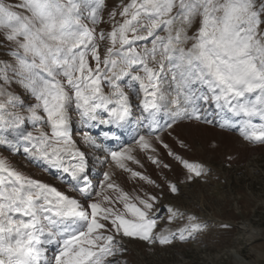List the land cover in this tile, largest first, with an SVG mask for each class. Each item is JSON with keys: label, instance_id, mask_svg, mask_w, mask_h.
<instances>
[{"label": "snow or ice", "instance_id": "1", "mask_svg": "<svg viewBox=\"0 0 264 264\" xmlns=\"http://www.w3.org/2000/svg\"><path fill=\"white\" fill-rule=\"evenodd\" d=\"M104 9V0H0V33L12 57L0 63V147L22 149L29 162L70 179L76 193L0 157V264H119L122 238L164 247L203 231L195 214L171 207L169 222L187 223L156 231L157 205L178 196V184L133 171L126 163H140L133 147L106 149L89 127L112 134L135 123V148L162 170L171 167L157 158L158 147L166 149L186 170L184 183L207 170L173 152L161 133L186 120L211 123L212 106L220 127L238 117L243 138L264 144V123H253L264 122V0H118L107 20ZM13 84L35 103L24 108ZM87 150L159 191L130 195L107 171L90 183Z\"/></svg>", "mask_w": 264, "mask_h": 264}, {"label": "rangeland", "instance_id": "2", "mask_svg": "<svg viewBox=\"0 0 264 264\" xmlns=\"http://www.w3.org/2000/svg\"><path fill=\"white\" fill-rule=\"evenodd\" d=\"M4 2L15 3L16 0ZM104 3V19L107 20L108 10L118 0H104ZM103 27L105 31L110 30V25ZM10 48L11 45L0 33V63L12 62ZM9 91L19 96L24 108L35 103L31 94L18 84H13ZM140 101L141 98L133 92L131 103L136 115L141 113ZM214 113L215 108L212 106L207 115L211 123L186 120L175 125L170 130L171 134L161 133L162 139L173 152L207 170V176L191 183L182 182L186 170L167 155L166 149L158 147L157 158L171 167L162 170L148 159V153L140 152L134 143L128 145L133 147L132 155L140 162L127 161L129 168L157 183H161L166 176L180 188L178 196L166 194L157 205L159 220L156 231H176L187 223L186 219L169 222L170 213L166 209L170 207L186 214H195L204 229L194 238L185 242L177 240L171 246L164 247L124 238V244L120 245L125 251L116 257L119 264H264V144H253L243 138L240 118L234 120V125L220 127L221 115ZM253 123L264 122L256 118ZM132 129H136L135 123ZM87 130L90 135L101 140L98 135L103 130L96 131V134L93 128L92 131L89 128ZM73 132L76 134L74 139L79 141L81 125L76 116H73ZM181 142L185 147H181ZM87 151L97 180L102 179L101 173L107 171L113 174L115 183L130 195L159 191L144 181L132 179L128 172L103 164L105 158L101 155L98 162V152L95 150ZM0 157L25 175L57 186L70 196L76 195L55 170L29 162L22 149L9 151L0 147Z\"/></svg>", "mask_w": 264, "mask_h": 264}, {"label": "bare ground", "instance_id": "3", "mask_svg": "<svg viewBox=\"0 0 264 264\" xmlns=\"http://www.w3.org/2000/svg\"><path fill=\"white\" fill-rule=\"evenodd\" d=\"M239 262V261H238ZM246 264H248V263H246Z\"/></svg>", "mask_w": 264, "mask_h": 264}]
</instances>
